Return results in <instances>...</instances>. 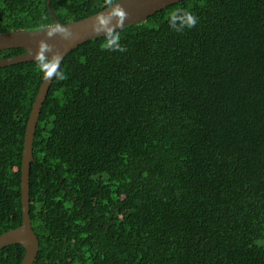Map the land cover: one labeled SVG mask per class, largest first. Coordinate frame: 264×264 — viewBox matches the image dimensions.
I'll list each match as a JSON object with an SVG mask.
<instances>
[{
	"label": "trees",
	"instance_id": "obj_1",
	"mask_svg": "<svg viewBox=\"0 0 264 264\" xmlns=\"http://www.w3.org/2000/svg\"><path fill=\"white\" fill-rule=\"evenodd\" d=\"M47 1L0 0V32L54 25ZM116 1L50 4L68 23ZM49 67H0V234L22 223L26 126ZM33 157V264H264V0H180L72 49ZM25 253L5 246L0 264Z\"/></svg>",
	"mask_w": 264,
	"mask_h": 264
},
{
	"label": "water",
	"instance_id": "obj_2",
	"mask_svg": "<svg viewBox=\"0 0 264 264\" xmlns=\"http://www.w3.org/2000/svg\"><path fill=\"white\" fill-rule=\"evenodd\" d=\"M52 13L55 24L40 29L0 32V50L25 48V52L0 59V67L37 59H49L50 67L38 90L27 121L21 164L22 223L0 234V249L10 244H22L26 253L20 264H33L39 250V239L30 219V171L33 161V142L38 117L64 57L75 47L88 40L123 28L128 24L145 21L155 12L180 0H117L101 11L85 18L60 23Z\"/></svg>",
	"mask_w": 264,
	"mask_h": 264
},
{
	"label": "rangeland",
	"instance_id": "obj_3",
	"mask_svg": "<svg viewBox=\"0 0 264 264\" xmlns=\"http://www.w3.org/2000/svg\"><path fill=\"white\" fill-rule=\"evenodd\" d=\"M259 232H260V230H258V229L255 231L256 234H259Z\"/></svg>",
	"mask_w": 264,
	"mask_h": 264
},
{
	"label": "clouds",
	"instance_id": "obj_4",
	"mask_svg": "<svg viewBox=\"0 0 264 264\" xmlns=\"http://www.w3.org/2000/svg\"><path fill=\"white\" fill-rule=\"evenodd\" d=\"M193 23L195 22V21H192Z\"/></svg>",
	"mask_w": 264,
	"mask_h": 264
}]
</instances>
